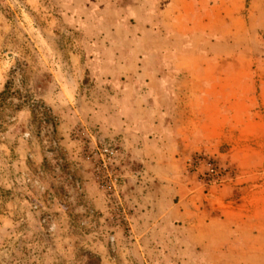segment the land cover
Here are the masks:
<instances>
[{
    "label": "rangeland",
    "instance_id": "rangeland-1",
    "mask_svg": "<svg viewBox=\"0 0 264 264\" xmlns=\"http://www.w3.org/2000/svg\"><path fill=\"white\" fill-rule=\"evenodd\" d=\"M149 1L0 0V264H218L232 259L233 251L220 247L225 232L217 208L222 206L212 199L217 185L228 181L232 188L224 189L226 202L243 198L225 208L261 217L264 41L259 45L263 60L251 67L259 87L251 107L238 111L252 125L235 142L240 157L233 163L194 153L185 172L169 171L168 180L151 181L140 178L144 175L109 134L107 119L125 89L155 79L157 62L135 58L143 49L148 54L160 46L153 19L146 17V29L136 30L139 40H131L133 31L125 27V8L157 7ZM132 19L134 24L137 19ZM259 36L264 39V33ZM125 53L134 58L125 61ZM138 69L145 70L139 77ZM220 143L224 154L230 142ZM102 145L118 151L114 190L94 170L92 153ZM135 182L142 188H134ZM260 247L240 259L264 264V243Z\"/></svg>",
    "mask_w": 264,
    "mask_h": 264
},
{
    "label": "crops",
    "instance_id": "crops-1",
    "mask_svg": "<svg viewBox=\"0 0 264 264\" xmlns=\"http://www.w3.org/2000/svg\"><path fill=\"white\" fill-rule=\"evenodd\" d=\"M151 1L156 8H125V27L133 31L131 40H139L136 30L146 29V17L153 19L160 46L147 54L138 44L137 49L143 52L135 58L157 62L155 79H143L125 89V96L112 107L107 119L111 122L109 134L120 142L137 173L144 175L140 178L151 181L168 180L170 172H185L186 161L194 153L207 158L219 155L233 163L240 157L235 142L242 140V132L252 125L249 119L242 121L238 111L251 107L259 87L253 81L251 67L263 60L259 45L264 39L259 34L264 33V0ZM133 17L137 19L134 24L130 22ZM132 57L125 53V61ZM138 71V77L145 72ZM259 90L264 92L261 86ZM222 139L230 142L224 154L217 148ZM162 183L159 187L169 188ZM228 183L217 185L212 199L222 206L216 207L225 232L220 247L224 245L226 252L233 251L236 257L218 264H263L241 260L240 255L251 256L263 246L264 210L258 217L243 215L237 212L238 207L225 208L229 202L243 198L226 202L224 189L232 188ZM133 184L137 190L142 188L140 182ZM212 209L206 208L209 212Z\"/></svg>",
    "mask_w": 264,
    "mask_h": 264
},
{
    "label": "built area",
    "instance_id": "built-area-1",
    "mask_svg": "<svg viewBox=\"0 0 264 264\" xmlns=\"http://www.w3.org/2000/svg\"><path fill=\"white\" fill-rule=\"evenodd\" d=\"M117 149L114 146L102 145L96 147L92 153L94 170L98 173V179L112 190L117 186V170L114 165L117 157Z\"/></svg>",
    "mask_w": 264,
    "mask_h": 264
}]
</instances>
